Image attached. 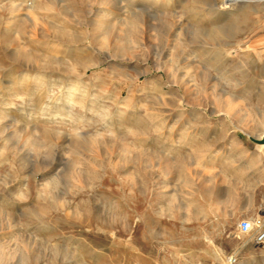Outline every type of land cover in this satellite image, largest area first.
<instances>
[{"label": "clouds", "instance_id": "clouds-1", "mask_svg": "<svg viewBox=\"0 0 264 264\" xmlns=\"http://www.w3.org/2000/svg\"><path fill=\"white\" fill-rule=\"evenodd\" d=\"M0 264H264V0H0Z\"/></svg>", "mask_w": 264, "mask_h": 264}, {"label": "rangeland", "instance_id": "rangeland-1", "mask_svg": "<svg viewBox=\"0 0 264 264\" xmlns=\"http://www.w3.org/2000/svg\"><path fill=\"white\" fill-rule=\"evenodd\" d=\"M122 94H123V93H122ZM132 235H133L134 237H135L136 235H138V232H137V230H136L135 228L133 229V233H132ZM120 239L127 241L128 244H129L131 247H133V248H139V245L135 242L134 239L131 240V241H129V240H128V237H126V236H121ZM213 243H215V242H213Z\"/></svg>", "mask_w": 264, "mask_h": 264}]
</instances>
